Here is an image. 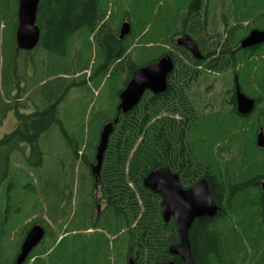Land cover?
Listing matches in <instances>:
<instances>
[{"label": "trees", "instance_id": "obj_1", "mask_svg": "<svg viewBox=\"0 0 264 264\" xmlns=\"http://www.w3.org/2000/svg\"><path fill=\"white\" fill-rule=\"evenodd\" d=\"M204 1L189 0L187 12L182 16L184 33L194 39L204 58L198 60L178 45L175 49L179 53L167 52L175 64L167 79L168 90L162 95L146 92L131 112L120 114L100 174L95 177L88 169L92 186L83 194V178L76 180L73 188L74 176L63 168L61 171L69 178L61 186L40 172L45 157L41 144L45 137L41 142L40 139L59 124L65 146L76 160L81 159L85 165L97 163L94 156L100 131L118 116L119 97L111 119H96V127L91 123L89 131L83 122L77 138L71 137L60 120L59 106L73 88L95 81L99 86L115 71L126 72L123 78L127 84L135 69L146 65H139L133 56V42L129 38L133 39L134 31L121 40L110 29L115 23L107 8L111 0H41L36 22L40 42L32 51L20 50L16 43L19 1L0 0V126L12 112L17 121L15 129L0 138V264H15L19 251L20 243L14 246L15 257L3 259L2 242L10 226H17L23 218L15 221V215L25 214L18 199L20 186L25 190V202L34 200L36 210L45 207L51 221L30 222V227L41 222L47 233L24 264H127L130 257L136 264L169 260L186 264L169 253L170 247L180 240L175 220H164L161 196L144 186L145 176L159 166H169L177 172L186 188L205 177L213 199L221 206L215 217L196 220L190 230L196 264H264V193L260 185L264 180V149H259L254 139L260 120L238 114L234 95L227 118H219L217 113H221L215 110L203 112L195 97L208 71L229 70L234 73V81L238 77L242 90L246 91L245 86L253 90V96H248H257L258 87L264 88V65L259 67L255 57L264 56V46L248 54L234 52L239 39H231L229 32L226 38L214 43L215 47L212 44L214 48L204 51L193 29H187L201 23L198 19ZM234 1L236 20L256 15L264 19V0ZM81 36L89 46L92 41L98 45L96 55L85 64L80 61L82 45L75 46L82 41ZM139 36L140 41L145 38L144 30L136 32L134 40ZM35 51H41L42 73L37 81L40 83L37 100L30 88L29 91L21 86L23 79L27 80L24 71L29 60L23 64L22 54ZM57 63L62 66L54 67ZM71 74L80 76L70 79ZM24 91L27 93L24 100L38 105L35 111L25 112L28 106L20 101ZM201 125L203 130L199 128ZM225 143L235 146L229 158L223 156ZM25 145L30 151L26 163L37 170L38 179L18 172L13 166V154L25 155ZM90 147L92 155L84 151L79 154L81 148ZM20 176L29 178L27 184L19 182ZM97 189L104 207L95 212ZM78 198L81 202L77 206ZM27 231L28 225L20 236Z\"/></svg>", "mask_w": 264, "mask_h": 264}, {"label": "rangeland", "instance_id": "obj_2", "mask_svg": "<svg viewBox=\"0 0 264 264\" xmlns=\"http://www.w3.org/2000/svg\"><path fill=\"white\" fill-rule=\"evenodd\" d=\"M242 3L243 1H238ZM250 5L252 4L251 1ZM189 4V0H111L109 7V12L112 14L113 20L115 23L111 25V30L119 35L120 28L122 23L128 20L133 28V36H136V32H140L144 30L146 36L144 39L140 41L137 37L134 40L130 37V41L133 42V53L136 57L137 63L139 65H144L149 63L150 61L158 59L161 54L167 53L168 51H174L175 53H179L175 49V45H177L176 40L183 36V17L187 12V7ZM234 10H235V1L234 0H205L202 6V13L198 20H200V24L198 27L192 28L193 20H191L192 26H188L187 29L192 30L195 34V37L200 41L204 51L210 50L216 46L217 40H222L226 38V35L231 33V39H241L244 37L252 28L259 27L264 29V19H259V15L252 16L250 19H241L236 20L234 18ZM124 18V19H123ZM123 19V20H122ZM132 34V32L130 33ZM130 34L128 36H130ZM126 36L125 38H127ZM80 40L75 44L76 47H79V44L82 45V57L81 62L86 63L88 58L94 57L96 55V46L94 41H92V46H89L86 42V39ZM168 39L166 43L165 40ZM124 40V39H123ZM134 40V41H133ZM214 44V47L213 45ZM264 49V47H263ZM41 57V51L29 52L28 54H22V63L24 64V60L29 59L25 64V77L23 79V84L21 85L23 88H27L29 91L31 89L32 97L36 100V90L39 84L38 80L41 79V61L39 60ZM256 62L259 67H263L264 64V56L259 55L255 57ZM33 60V61H32ZM28 63V67H26ZM262 64V65H261ZM62 64L57 63L54 67L59 68ZM260 69V68H259ZM90 70L88 71V74ZM126 72L118 74L116 71L112 76L107 75L100 85L98 86L95 82V86L93 83H88L87 86L76 87L73 88L66 98V100L60 104L59 106V118L62 121L64 127L68 130L71 137L77 138L80 135V126L84 122L88 131L90 129V125L96 127V119L101 118H110L114 115L116 110V104L118 102V97L120 91L125 87ZM80 74H71L68 77L70 79L79 78ZM234 73L233 71H225V72H210L208 71L205 74V80L202 85L197 87L196 90V98L198 100V104L200 109L203 112H210L215 110L220 112L219 118L221 116H230L226 112L230 111L232 106L229 104L231 100V96L233 94L234 89ZM56 78L53 77L52 79ZM236 80V79H235ZM257 86L256 84H253ZM30 88V89H29ZM249 86H245V92L247 95L253 96V90L248 89ZM259 92V90H258ZM23 99L20 101L28 106L27 109H24L25 112L35 111L38 108V105L33 101L24 100L27 97L26 91H24ZM221 110V111H219ZM223 111V112H222ZM227 118V117H226ZM255 119V118H254ZM16 118L14 113H10L3 125L0 126V138L3 135L11 132L16 127ZM264 124V120H260L258 123V128L260 125ZM204 125L199 127L203 128ZM87 131V132H88ZM61 133V127L59 124L53 125L49 132L44 134L45 141L42 140V148L45 154L43 168L40 172L44 173L47 177H52L57 180L59 185L61 186L65 181L68 180V176H64L61 171H68V173H72L74 176V181L71 182L73 188H75L76 180L83 178L85 184L84 187L81 186V190L83 194H86V189H91L92 186V178L91 173L88 170H92V166L95 163H91L90 165H85V163L80 159L76 160L75 156L72 152L66 148V142ZM87 137L89 138V132L87 133ZM90 141V139H89ZM75 145V143H73ZM226 144V143H225ZM222 144L221 146H224ZM257 144V143H256ZM226 148L223 150L224 158H229L232 154L233 148L235 146L226 144ZM219 147H217V150ZM93 148L90 147L88 150L85 148H81L79 154L82 152H86L87 155H92ZM199 150V147L198 149ZM25 155L21 153L13 154L12 163L18 172L23 171L22 174L27 175L31 174L35 179L39 178V174L37 170L32 169L26 163V158L30 156L29 147L25 145ZM30 172V173H29ZM93 174V173H92ZM29 178L26 176H20L19 182L23 184H27ZM79 191V190H78ZM19 201L22 204L23 211L25 214L17 213L15 215V221L20 219L21 216L23 218L19 221L17 226L11 225L9 236L4 238L2 244L5 247V251L3 252V259L9 258L14 255V246L20 243L24 238L20 236V233L26 225H28V230L30 227V222L33 220H38L44 222L43 220L49 221V217L47 215L45 207H42L38 210L34 209L33 202L31 200L26 203L25 190L22 186L19 189ZM76 197V196H75ZM78 197V195H77ZM96 197V206L99 207V211L104 207V201L101 199V193L99 189L95 190ZM81 200L78 198L77 206ZM95 212H98V208ZM41 222L35 224H41ZM44 226V225H43ZM21 239V240H20ZM18 246V249L20 247ZM19 252V251H18ZM15 257V256H13ZM6 260V259H4Z\"/></svg>", "mask_w": 264, "mask_h": 264}, {"label": "water", "instance_id": "obj_3", "mask_svg": "<svg viewBox=\"0 0 264 264\" xmlns=\"http://www.w3.org/2000/svg\"><path fill=\"white\" fill-rule=\"evenodd\" d=\"M18 23L16 29V43L21 50L32 51L40 42V28L37 25L38 9L41 0H18ZM132 26L128 20L122 23L119 38L123 40L131 33ZM178 46L187 49L196 59L204 58L198 44L187 34L176 40ZM264 43V29L253 28L241 40L240 48H250ZM174 60L170 53L163 54L158 60L135 69L132 78L119 94L117 106L118 116L108 122L100 131L99 142L96 148L97 163L92 166L93 175L99 176L111 133L119 122L120 114L131 112L140 103L146 92L162 95L168 90V77L174 70ZM236 101L238 114L247 115L255 107V99L242 91L236 79ZM257 145L264 147V130L258 134ZM144 186L157 192L162 198V216L166 222L174 219L178 228L180 240L170 247L169 253L179 257L186 264H196L192 254L190 230L198 219L213 218L221 210V206L213 199L208 180H200L192 187H184L180 175L169 166H159L145 176ZM264 193V180L260 182ZM99 209V207H98ZM46 229L41 224H34L27 231L15 264H24L32 251L46 237ZM127 264H136L130 257ZM158 264H176L174 260L163 261Z\"/></svg>", "mask_w": 264, "mask_h": 264}, {"label": "flooded vegetation", "instance_id": "obj_4", "mask_svg": "<svg viewBox=\"0 0 264 264\" xmlns=\"http://www.w3.org/2000/svg\"><path fill=\"white\" fill-rule=\"evenodd\" d=\"M253 29V28H252ZM248 34V33H247ZM246 34V35H247ZM245 35V36H246ZM244 36V37H245ZM242 37L241 39L238 40V46L236 48H233L234 49V52H237V51H241L242 53H250L254 48L256 49H259V48H262L264 46V43L263 44H260V45H257V46H254V47H250V48H247L244 50V48H240V45H241V40L244 38ZM235 79H238V77H235ZM234 89H233V94L235 96V101H236V80L234 81ZM241 85V84H240ZM242 88V87H241ZM259 88V92H258V95L255 96V97H252L253 99H255V107L253 109V111L251 113H247L248 115H251V117L255 118V119H258V120H262L264 119V88H260V86L258 87ZM243 89V88H242ZM243 92H245L244 90H242ZM246 93V92H245ZM234 101V102H235ZM235 106H236V110H237V102H235ZM238 112V110H237ZM239 113V112H238ZM263 128L264 130V127L260 125L259 129L257 130L256 134H255V143H257V137H258V134L259 132L261 131V129ZM256 146L259 148V149H264V147H259L257 144ZM224 155V154H223Z\"/></svg>", "mask_w": 264, "mask_h": 264}]
</instances>
